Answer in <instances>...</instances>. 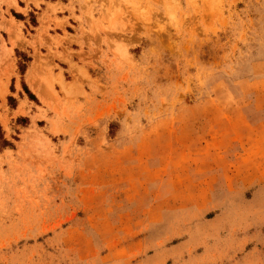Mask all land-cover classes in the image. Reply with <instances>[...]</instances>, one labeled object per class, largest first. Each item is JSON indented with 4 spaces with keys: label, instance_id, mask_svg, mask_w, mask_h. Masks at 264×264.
<instances>
[{
    "label": "rangeland",
    "instance_id": "374dc122",
    "mask_svg": "<svg viewBox=\"0 0 264 264\" xmlns=\"http://www.w3.org/2000/svg\"><path fill=\"white\" fill-rule=\"evenodd\" d=\"M26 1L0 264H264V0Z\"/></svg>",
    "mask_w": 264,
    "mask_h": 264
},
{
    "label": "crops",
    "instance_id": "0c3cea01",
    "mask_svg": "<svg viewBox=\"0 0 264 264\" xmlns=\"http://www.w3.org/2000/svg\"><path fill=\"white\" fill-rule=\"evenodd\" d=\"M25 2L27 1L26 0H0V23H2L3 25L2 29H0V60L3 62V67H4V68L1 67L2 75L0 76L3 77V81L6 83V89H8L10 93H11L10 86H11V83L13 82V79H15L14 74L16 73V71H14V74L10 75L8 79L6 78L5 72L8 70L9 66H7L8 59H6L5 54L7 51L8 55L11 54L10 59H13L12 53L15 52V48L11 47V44L8 41L10 34L7 31V29L9 27L11 29L17 28V25L20 22L17 18L13 16L12 11L18 12L22 15H26L27 13H29L30 9L33 10V8L30 5L29 7H27L26 5H23V3L25 4ZM3 18L5 19V21ZM3 46L6 47V50H4Z\"/></svg>",
    "mask_w": 264,
    "mask_h": 264
},
{
    "label": "trees",
    "instance_id": "16d2710c",
    "mask_svg": "<svg viewBox=\"0 0 264 264\" xmlns=\"http://www.w3.org/2000/svg\"><path fill=\"white\" fill-rule=\"evenodd\" d=\"M46 1H56V0H46ZM17 18H21V16L20 15H17V14H14ZM20 16V17H19ZM27 61H30V59H28ZM19 69H20V72H21V74H24L25 73V71H26V66L25 65H23V64H21L20 66H19ZM25 90H26V92L29 94V96H30V98L32 99V100H36L35 99V97L29 92V90L27 89V87H25ZM14 101V99L12 98V97H9V102L12 104V102ZM12 145L9 143V142H7V141H3V147H11Z\"/></svg>",
    "mask_w": 264,
    "mask_h": 264
},
{
    "label": "bare ground",
    "instance_id": "6f19581e",
    "mask_svg": "<svg viewBox=\"0 0 264 264\" xmlns=\"http://www.w3.org/2000/svg\"><path fill=\"white\" fill-rule=\"evenodd\" d=\"M32 81H30V83H31ZM32 86V85H31ZM36 90V89H35Z\"/></svg>",
    "mask_w": 264,
    "mask_h": 264
}]
</instances>
